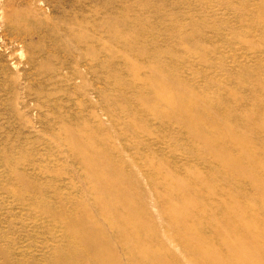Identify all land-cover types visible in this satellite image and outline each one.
<instances>
[{"label": "rangeland", "instance_id": "1", "mask_svg": "<svg viewBox=\"0 0 264 264\" xmlns=\"http://www.w3.org/2000/svg\"><path fill=\"white\" fill-rule=\"evenodd\" d=\"M261 2L264 0H0V249H9L18 259L24 254L20 261L26 256L51 258L52 249H66V260L80 264L83 258L93 259L78 242H73V247L81 249L62 245V239H73L66 230L68 214L79 219L93 215L90 220L94 225L106 223L108 228L115 224L93 206L90 185L80 178L83 168L69 160L64 143L69 139L59 135L63 128H75L79 117L87 118L90 103L86 91L93 92L92 100L97 101L123 97V92L132 94L122 84L127 72L118 60L111 61L107 52L101 51L102 46L117 55L127 54L142 71L162 65L157 60L171 65L184 78L189 77V96L200 93L208 99V106L219 100L226 110L239 106L263 114L258 109L264 103ZM244 9H250V14L241 13ZM117 16L127 19L126 29L148 30L133 38H107V27L98 25L106 18L112 19L108 26L116 24ZM113 28L123 31L119 25ZM93 33L105 42H84ZM243 38L247 43L242 44ZM143 41L147 44L142 45ZM177 41L186 45L178 46ZM125 44L132 49L122 50L119 45ZM256 45L261 50L257 46L255 51ZM85 49L95 53L93 62L87 61L92 64L86 63L91 71L84 70L83 80L70 81L66 66H59ZM154 50L163 56L154 55ZM210 53L216 54L212 57ZM221 54L226 69L218 70L216 57ZM231 91L242 95L240 104ZM213 109L208 129L219 131L223 121L234 122L232 116ZM106 125L112 138L128 137L127 124L121 118ZM97 136L102 138L99 133ZM157 145L165 150L164 144ZM257 147L264 151V144ZM181 158L178 154L174 160L179 164ZM142 171L160 178L156 171ZM244 190L251 192L250 187ZM164 191L159 184L154 193ZM112 234L114 239L116 232ZM112 234L108 232L106 237L113 243ZM3 257L0 251V264H13ZM54 264L62 263L54 260Z\"/></svg>", "mask_w": 264, "mask_h": 264}, {"label": "bare ground", "instance_id": "2", "mask_svg": "<svg viewBox=\"0 0 264 264\" xmlns=\"http://www.w3.org/2000/svg\"><path fill=\"white\" fill-rule=\"evenodd\" d=\"M259 9L264 12V2ZM244 11L241 13L251 12ZM110 20L96 24L100 29L107 27L110 39L133 38L148 30L126 29L124 17L117 16L116 24L108 26ZM102 40L93 33L84 42L100 44L105 42ZM146 44L143 41L142 45ZM178 44L186 45L183 41ZM119 46L122 50L130 48L127 44ZM101 51L107 52L111 61L121 63L127 72V81L122 80V84L132 94L123 92V97L97 101L92 100L93 92L86 91L90 103L87 118L79 117L75 128H63L59 135L69 139L64 142L69 160L83 168L80 178L90 185L93 206L115 224L111 229L106 223L94 225L90 220L93 215L79 219L68 214L66 230L73 239H62V245L72 248L73 242H78L91 253L93 260L83 258L80 264H264V151L257 147L264 144V103L258 107L263 113L260 115L239 106L226 110L219 100L208 106V99L200 93L189 96V77L184 78L171 65L157 60L162 65L142 71L125 53L117 55L104 46ZM93 52L85 49L82 54H71L70 62L59 68L66 66L70 81L83 80L84 70L91 71L86 63L95 59ZM152 53L163 56L159 50ZM216 53L210 54L213 57ZM223 57H216L218 70L226 69ZM167 66L170 70L166 71ZM231 97L239 104L243 100L232 91ZM213 108L232 116L234 122L223 121L219 131L208 129L215 115ZM120 118L127 124L128 137L112 138L106 124L117 123ZM158 143L164 144L165 150L158 148ZM178 154L182 157L179 164L174 160ZM143 169L156 171L160 178ZM159 184L165 191L155 194ZM244 187H250L251 192ZM108 232L113 243L106 237ZM65 250L52 249L51 258L26 256L20 261L24 254L18 259L9 249H0L3 258L13 264H54V260L70 264ZM126 258L132 261L123 262Z\"/></svg>", "mask_w": 264, "mask_h": 264}]
</instances>
